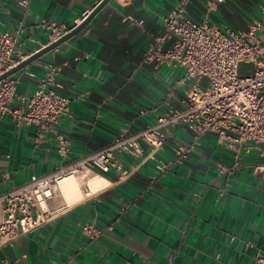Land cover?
<instances>
[{"label": "crops", "instance_id": "obj_1", "mask_svg": "<svg viewBox=\"0 0 264 264\" xmlns=\"http://www.w3.org/2000/svg\"><path fill=\"white\" fill-rule=\"evenodd\" d=\"M100 1L30 0L24 16L18 0H0V30L12 33L25 18L18 42L28 53L48 40L35 27L39 21L72 26ZM175 1L110 0L79 33L13 74L19 81L10 105L19 106L17 97L33 94L48 63L62 66L54 89L71 101L56 130L69 140L70 151L59 155L54 132L39 136L34 126L16 125L9 114L0 116V192L108 145L120 128L141 130L157 114L181 106L193 82L184 78V69L144 61ZM262 1L189 0L187 16L246 31L261 18ZM174 40L166 39L164 47ZM167 132V142L153 159L142 163L118 154L124 167L136 163L129 176L95 173L80 184L94 178L102 184L71 204L60 193L51 202L56 214L4 244L0 264H252L264 252V157L252 148L241 150L236 159L232 145L219 144L217 135L208 132L182 163H172L152 180L156 163L172 162L173 146L192 139L181 125ZM83 225L99 233L90 238Z\"/></svg>", "mask_w": 264, "mask_h": 264}, {"label": "built area", "instance_id": "obj_2", "mask_svg": "<svg viewBox=\"0 0 264 264\" xmlns=\"http://www.w3.org/2000/svg\"><path fill=\"white\" fill-rule=\"evenodd\" d=\"M29 2L18 0L24 16L28 14ZM188 4L189 0L175 1L162 17L163 33L154 38L144 54L145 62L176 63L184 69V78L193 80L185 89L181 106L157 114L155 121L141 130L130 132L120 128L108 145L45 175H32L23 184L0 192V248L45 224L56 214L57 209L51 202L57 198L55 190L60 176L112 173L118 179L125 178L135 170L136 163L126 168L118 154H126L142 163L155 158L167 142L169 127H186L192 139L173 146L172 162L156 163L157 174L152 180L166 173L172 163H182L208 132L217 135L219 144L232 145L236 159L241 150L249 152L252 148L264 157V0L259 6L261 18L253 20L246 31L220 27L208 19L196 22L187 16ZM89 13L84 12L81 20L72 26L42 19L35 27L42 29L48 40L28 53L18 42L24 31L25 18L17 22L12 33L0 30V75L59 39ZM125 19L142 23L131 17ZM171 37H175L174 43L165 48L164 41ZM241 64L250 65L251 73L240 75ZM61 67L48 63L33 94L28 98L17 97L19 106L10 105L16 95L18 78L12 74L1 79L0 116L9 114L16 125L34 126L39 136L54 132L57 151L65 157L70 151V142L56 127L68 115L71 98L54 89L59 86L56 76ZM27 74L35 76L33 71ZM202 78L207 79L206 85L200 84ZM145 112V109L139 110L140 114ZM217 167L225 169L221 164ZM82 232L90 238L99 233L89 225H83ZM252 264H264V252H258Z\"/></svg>", "mask_w": 264, "mask_h": 264}, {"label": "water", "instance_id": "obj_3", "mask_svg": "<svg viewBox=\"0 0 264 264\" xmlns=\"http://www.w3.org/2000/svg\"><path fill=\"white\" fill-rule=\"evenodd\" d=\"M110 0H101L91 11L90 13L84 18L83 21H81L79 24H77L74 28H72L70 31L65 33L63 36H61L56 41L44 46L43 48L37 50L27 58H24L20 62H18L15 66L4 72L0 75V80L14 74L15 72L19 71L20 69L24 68L31 62L37 60L44 54L52 51L53 49L57 48L60 44L71 38L72 36L79 33L82 29H84L87 24L91 21V19L95 16L96 13H98Z\"/></svg>", "mask_w": 264, "mask_h": 264}, {"label": "bare ground", "instance_id": "obj_4", "mask_svg": "<svg viewBox=\"0 0 264 264\" xmlns=\"http://www.w3.org/2000/svg\"><path fill=\"white\" fill-rule=\"evenodd\" d=\"M93 174L84 176H76L75 174H64L60 176L57 180L55 195L58 197V195L61 196L62 194L65 201L69 204L79 200L85 194V190H87L88 192H92L102 184V179L94 178L89 180L83 187L77 179L78 177L82 181H85Z\"/></svg>", "mask_w": 264, "mask_h": 264}, {"label": "rangeland", "instance_id": "obj_5", "mask_svg": "<svg viewBox=\"0 0 264 264\" xmlns=\"http://www.w3.org/2000/svg\"><path fill=\"white\" fill-rule=\"evenodd\" d=\"M248 67V65H246V64H241L240 66H239V74L240 75H244L245 74V68H247ZM77 179H78V181L80 182V183H83V181L81 180V179H79L78 177H77Z\"/></svg>", "mask_w": 264, "mask_h": 264}]
</instances>
